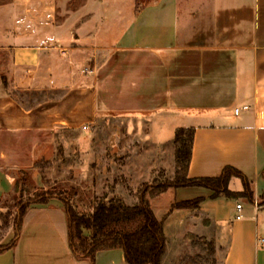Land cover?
Masks as SVG:
<instances>
[{"label": "crops", "instance_id": "obj_1", "mask_svg": "<svg viewBox=\"0 0 264 264\" xmlns=\"http://www.w3.org/2000/svg\"><path fill=\"white\" fill-rule=\"evenodd\" d=\"M30 4L41 10L8 24L0 17V204L15 175L31 170L65 133L142 118V179H171L174 132L193 128L187 177L214 178L232 167L250 183L253 203L211 199L195 187L170 189L175 202L203 199L189 214L226 231L221 264H264V0H153L137 11L128 1L105 31L92 15L73 33L56 23V0ZM128 139L115 135L111 144L124 149ZM114 180L112 196L120 199L126 187ZM237 180L230 191L242 190L230 189ZM0 264L125 261L119 249L98 251L92 262L75 258L62 205L52 199L26 211Z\"/></svg>", "mask_w": 264, "mask_h": 264}, {"label": "rangeland", "instance_id": "obj_2", "mask_svg": "<svg viewBox=\"0 0 264 264\" xmlns=\"http://www.w3.org/2000/svg\"><path fill=\"white\" fill-rule=\"evenodd\" d=\"M128 1L137 11L153 0H56V23L65 25L73 33L76 25L96 15L100 18L97 21L98 29L103 27L105 31V25L112 22L113 13L121 12ZM33 9L41 10V5L32 6L30 0H0V17L5 24L11 22V16L27 14ZM76 15H79L78 18ZM135 122L113 119L107 122L109 124L104 122L92 129L65 133L56 141L53 149L46 151L36 161L31 170L17 173L11 195L4 196L0 204V246L7 244L13 237L19 204L25 205L35 193L58 195L66 199L77 213L89 214L102 200L107 202L117 199L125 205H134L145 184L154 185L171 180L173 177L169 179L164 173L157 174L153 179H142V118ZM124 124H128V131L114 130ZM163 132L166 137V127ZM115 135L129 137L125 140L124 149L113 148L111 143ZM123 171L128 179L123 178ZM113 178L114 183L126 187L120 199L112 196ZM230 189L240 190V180L232 184ZM175 199L174 190L150 199L155 217L158 220L165 218V250L160 264H221L222 255L218 247H224L226 231L209 226L200 217L196 219L190 216V212L197 213L199 208L174 210L168 214ZM136 225L137 222H133L123 226V229L132 230ZM188 235L193 236L194 242Z\"/></svg>", "mask_w": 264, "mask_h": 264}, {"label": "trees", "instance_id": "obj_3", "mask_svg": "<svg viewBox=\"0 0 264 264\" xmlns=\"http://www.w3.org/2000/svg\"><path fill=\"white\" fill-rule=\"evenodd\" d=\"M193 128H178L174 132L175 172L171 180L157 184L144 185L139 191L137 203L125 205L120 200L99 201L89 214L77 213L71 204L58 195L50 192L35 193L26 204H19L14 219L12 239L0 246V253L10 249L20 234L23 218L32 205H45L50 200H58L64 211L67 224V244L75 258L93 261L98 251L119 249L125 264H160L165 250L164 220H158L150 205V199L170 189L204 188L211 192V199H244L253 203V192L250 183L243 175L232 167H225L220 175L214 178H188L187 169L193 141ZM232 178L240 180L242 190L232 192L228 184ZM264 178V173H263ZM202 198L190 201L174 202L169 213L174 210H196ZM260 206H264V192L260 197ZM137 222L132 230H124L123 226ZM121 228V229H120ZM87 232L88 234H85ZM188 238L194 242L193 236Z\"/></svg>", "mask_w": 264, "mask_h": 264}, {"label": "built area", "instance_id": "obj_4", "mask_svg": "<svg viewBox=\"0 0 264 264\" xmlns=\"http://www.w3.org/2000/svg\"><path fill=\"white\" fill-rule=\"evenodd\" d=\"M242 110H248V107L247 106H244L242 107L241 109H234V114L237 115L240 111ZM254 206L256 207L257 206V203H254ZM236 210H240V205H236ZM237 218H240V216H237ZM263 239H259L258 240V245H262L263 244Z\"/></svg>", "mask_w": 264, "mask_h": 264}]
</instances>
